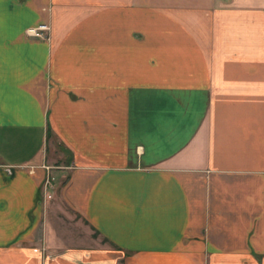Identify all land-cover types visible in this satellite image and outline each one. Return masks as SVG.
I'll use <instances>...</instances> for the list:
<instances>
[{
	"label": "crops",
	"instance_id": "crops-1",
	"mask_svg": "<svg viewBox=\"0 0 264 264\" xmlns=\"http://www.w3.org/2000/svg\"><path fill=\"white\" fill-rule=\"evenodd\" d=\"M0 264H264V0H0Z\"/></svg>",
	"mask_w": 264,
	"mask_h": 264
},
{
	"label": "built area",
	"instance_id": "built-area-1",
	"mask_svg": "<svg viewBox=\"0 0 264 264\" xmlns=\"http://www.w3.org/2000/svg\"><path fill=\"white\" fill-rule=\"evenodd\" d=\"M48 29L45 26H40L38 29H32V30H28V35L35 37V38H39L41 40L46 39L45 36L43 35V33L47 32ZM48 185V184H47Z\"/></svg>",
	"mask_w": 264,
	"mask_h": 264
},
{
	"label": "rangeland",
	"instance_id": "rangeland-1",
	"mask_svg": "<svg viewBox=\"0 0 264 264\" xmlns=\"http://www.w3.org/2000/svg\"><path fill=\"white\" fill-rule=\"evenodd\" d=\"M52 140L54 141V139L52 138ZM55 142V141H54ZM55 192V190H53V193ZM47 200H50V198L48 197Z\"/></svg>",
	"mask_w": 264,
	"mask_h": 264
}]
</instances>
